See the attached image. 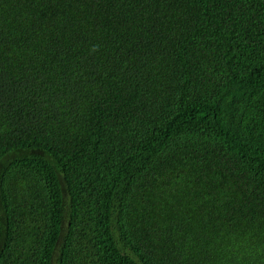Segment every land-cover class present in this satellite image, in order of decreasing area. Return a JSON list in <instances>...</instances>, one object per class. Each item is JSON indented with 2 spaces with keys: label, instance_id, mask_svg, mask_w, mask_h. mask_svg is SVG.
Wrapping results in <instances>:
<instances>
[{
  "label": "trees",
  "instance_id": "obj_1",
  "mask_svg": "<svg viewBox=\"0 0 264 264\" xmlns=\"http://www.w3.org/2000/svg\"><path fill=\"white\" fill-rule=\"evenodd\" d=\"M0 264H264V0H0Z\"/></svg>",
  "mask_w": 264,
  "mask_h": 264
}]
</instances>
